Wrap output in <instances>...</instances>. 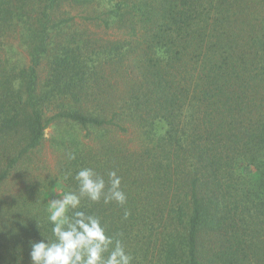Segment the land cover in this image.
I'll use <instances>...</instances> for the list:
<instances>
[{"label": "trees", "instance_id": "16d2710c", "mask_svg": "<svg viewBox=\"0 0 264 264\" xmlns=\"http://www.w3.org/2000/svg\"><path fill=\"white\" fill-rule=\"evenodd\" d=\"M109 1L85 18L104 39L60 33L72 20L52 25L59 0H45L30 67L0 71V184L21 181L0 208V264H32L31 242L54 239L44 191L76 190L84 167L105 192L121 179L123 205L81 210L131 264H264V0ZM60 123L55 163L34 162Z\"/></svg>", "mask_w": 264, "mask_h": 264}, {"label": "clouds", "instance_id": "9594fccd", "mask_svg": "<svg viewBox=\"0 0 264 264\" xmlns=\"http://www.w3.org/2000/svg\"><path fill=\"white\" fill-rule=\"evenodd\" d=\"M108 175L110 187L105 192L103 177L92 168H81L74 177L76 190L64 191L59 198L48 201L47 219L54 239L31 242L32 264H131L132 258L122 242L106 233L100 218L81 210L85 199L91 202L103 199L105 204L126 202L120 177L115 171Z\"/></svg>", "mask_w": 264, "mask_h": 264}, {"label": "rangeland", "instance_id": "374dc122", "mask_svg": "<svg viewBox=\"0 0 264 264\" xmlns=\"http://www.w3.org/2000/svg\"><path fill=\"white\" fill-rule=\"evenodd\" d=\"M45 3V0H27L25 5L22 6V3L16 0H0V71H4L2 67L8 68L9 66L14 73H18V71L30 67L32 50L36 43L35 35L39 36L40 21L45 22V20H41V12ZM112 5L113 3L109 0H59L58 7L51 12V24L59 23L62 19H71L69 26L65 27L60 33H69V36H71L77 32H86L96 34L99 38L108 39V34L110 35L111 32L107 33L101 24L88 21L85 18L95 17L111 8ZM9 11L15 14L22 13L24 16L22 20H18ZM95 11H98L96 15L94 14ZM60 33L53 31L55 41L62 40ZM46 61L44 59L39 67V82L41 84L44 83L46 77ZM18 85L19 83H16L15 86ZM70 129L71 127L64 123L51 124L46 130L43 145L33 156V161L40 160L43 162L45 160L48 167L53 165L56 160L54 145H52L53 137L60 134L62 130ZM39 166L40 170L37 173H46L44 169H41V165ZM246 172L250 173L251 171L247 170ZM20 183V177H13L10 181L0 184V208L3 207L4 211L8 207L10 194L18 192ZM64 191H66L65 183L63 179H58L46 188L42 197L48 202L53 198H59V195ZM34 212H43L42 206H36ZM45 215L48 216L47 212ZM29 261L31 262V259Z\"/></svg>", "mask_w": 264, "mask_h": 264}]
</instances>
